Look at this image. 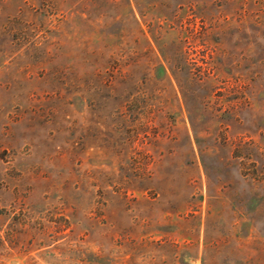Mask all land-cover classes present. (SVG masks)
<instances>
[{
  "label": "rangeland",
  "instance_id": "rangeland-1",
  "mask_svg": "<svg viewBox=\"0 0 264 264\" xmlns=\"http://www.w3.org/2000/svg\"><path fill=\"white\" fill-rule=\"evenodd\" d=\"M0 264H264V0H0Z\"/></svg>",
  "mask_w": 264,
  "mask_h": 264
}]
</instances>
